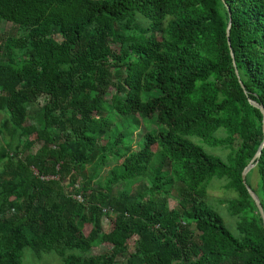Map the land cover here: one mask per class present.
<instances>
[{
	"label": "trees",
	"instance_id": "trees-1",
	"mask_svg": "<svg viewBox=\"0 0 264 264\" xmlns=\"http://www.w3.org/2000/svg\"><path fill=\"white\" fill-rule=\"evenodd\" d=\"M250 100L264 106V0H0V264L27 248L63 264H264L242 179L264 142ZM214 179L237 234L207 200ZM246 182L264 209V148Z\"/></svg>",
	"mask_w": 264,
	"mask_h": 264
},
{
	"label": "rangeland",
	"instance_id": "rangeland-1",
	"mask_svg": "<svg viewBox=\"0 0 264 264\" xmlns=\"http://www.w3.org/2000/svg\"><path fill=\"white\" fill-rule=\"evenodd\" d=\"M2 29H5V31H8L10 29V24H4ZM25 34L23 31H17L16 35L17 36H22ZM114 90L110 92V96L107 97V101H110L112 96L114 95ZM48 103V100L46 98H41L36 107L35 110H39L43 108L46 104ZM121 122V120H119ZM145 123V122H144ZM153 126H150L152 128ZM149 128V129H150ZM145 125H141V127L135 132L134 138H135V144H139L140 141L143 139V136L148 132V130ZM220 134H226L225 130H222ZM193 141L197 142L198 144L202 145L207 151L210 153L222 157L224 160L228 159V155H230L231 151L226 150L223 148H213L207 146L208 144L196 139V138H191ZM4 139H0V147L4 143ZM41 145L35 147L30 153H35L37 149L40 148ZM137 147V146H135ZM3 167L0 165V175L2 176L3 173ZM0 176V178H1ZM1 181V180H0ZM258 182V174L256 173L254 177H252V183L253 187L256 185ZM118 189H121V185L117 186ZM233 194L229 192L226 189V182L225 181H218L217 179H214L213 183L210 185L209 190H208V197L207 200L209 204L216 209V211L224 218L225 223L227 226L230 228V230L234 233L237 234L236 231V225H237V217L232 216L227 208V201H230L233 198ZM170 206L172 209H177L179 206L178 200L177 199H172L170 200ZM111 226V219H106L104 222V230L108 232L110 230ZM91 230L90 227L87 228V233ZM136 242L137 239H132L128 243V250L130 253H133L136 248ZM113 246L111 244H106L102 245L101 247L97 248L94 250L93 254L94 255H101L107 252L112 251ZM21 264H63L62 259L59 257V255L55 252H50L47 254H38L36 253L32 248H27L22 257H21Z\"/></svg>",
	"mask_w": 264,
	"mask_h": 264
},
{
	"label": "water",
	"instance_id": "water-1",
	"mask_svg": "<svg viewBox=\"0 0 264 264\" xmlns=\"http://www.w3.org/2000/svg\"><path fill=\"white\" fill-rule=\"evenodd\" d=\"M231 28H232V23L230 22V24L228 26V29H227V36H228V42H229L230 49H231V43H230L229 37H230V34H231ZM231 55L234 58V54L232 52V49H231ZM236 72L238 74V70H236ZM240 83H241V86L244 88L243 82L241 80H240ZM250 103L255 108H257V109H259L261 111V113L263 115V118H264V106H262V105H260V104H258L256 102H254L252 100H250ZM263 123H264V119H263ZM263 148H264V142L261 145V147L259 148L258 152L256 153L254 160L246 168V170L243 171L242 179H243L244 184L246 185V189H247L250 197L252 198V200H254V202H255V204L257 206V209L260 212V214H261V216L263 218V221H264V209L262 207L260 198L250 189V187L247 185V182H246V179H247L248 174H250L254 169L257 168V164L259 162V159L261 158Z\"/></svg>",
	"mask_w": 264,
	"mask_h": 264
},
{
	"label": "built area",
	"instance_id": "built-area-1",
	"mask_svg": "<svg viewBox=\"0 0 264 264\" xmlns=\"http://www.w3.org/2000/svg\"><path fill=\"white\" fill-rule=\"evenodd\" d=\"M35 173H37V174H38V171H37V170H35ZM79 199H82V198L80 197Z\"/></svg>",
	"mask_w": 264,
	"mask_h": 264
}]
</instances>
